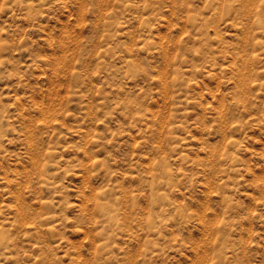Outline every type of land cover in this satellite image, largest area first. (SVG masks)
<instances>
[{"label":"rangeland","instance_id":"rangeland-1","mask_svg":"<svg viewBox=\"0 0 264 264\" xmlns=\"http://www.w3.org/2000/svg\"><path fill=\"white\" fill-rule=\"evenodd\" d=\"M0 264H264V0H0Z\"/></svg>","mask_w":264,"mask_h":264}]
</instances>
